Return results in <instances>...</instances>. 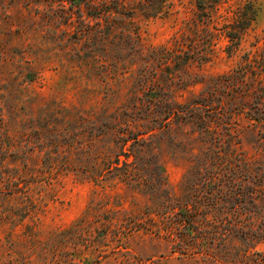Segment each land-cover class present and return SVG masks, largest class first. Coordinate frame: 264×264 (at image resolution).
Wrapping results in <instances>:
<instances>
[{
  "label": "rangeland",
  "instance_id": "374dc122",
  "mask_svg": "<svg viewBox=\"0 0 264 264\" xmlns=\"http://www.w3.org/2000/svg\"><path fill=\"white\" fill-rule=\"evenodd\" d=\"M73 1L0 0V264H214L168 229L223 121L248 149L264 134L243 129L264 107V0H228L207 22L196 0ZM245 5L255 18L235 48ZM175 42L184 55L159 75L195 114L161 122L140 76Z\"/></svg>",
  "mask_w": 264,
  "mask_h": 264
},
{
  "label": "trees",
  "instance_id": "16d2710c",
  "mask_svg": "<svg viewBox=\"0 0 264 264\" xmlns=\"http://www.w3.org/2000/svg\"><path fill=\"white\" fill-rule=\"evenodd\" d=\"M122 1L120 0V4ZM227 1L196 0L195 6L197 12L202 14L200 17L207 22L215 19L222 4ZM129 2L136 4L139 0H129ZM127 4V1H123V5ZM164 6L163 13L169 12V5L165 3ZM239 12L241 14L235 19L238 21L237 26H233V31L227 32L235 48L240 45L242 33L255 18V10L253 11L251 5H245ZM250 12L252 17H244V14ZM202 28L203 31L208 29L206 35L209 34V37L203 35L204 39L200 40L216 44L214 32L212 33L207 26ZM202 28L196 27L193 32L199 34ZM112 33L117 35L119 31L117 32L116 29ZM90 34L88 33V36ZM101 36L104 37L103 34ZM175 39L178 41L177 38ZM180 47L181 45L175 42L173 47L163 48L166 55L161 67L146 66L140 76L142 89L146 95V99L142 100L143 106L152 112H157L155 119L161 122H170L175 117L183 118V116L188 120L194 118L195 113L193 110L190 111V107L179 109L180 104L165 95L166 89L163 88V83H171L170 78L174 77L172 73L168 75L167 81L163 80V83L159 75L160 70L168 71L172 61H180L179 57L184 55L182 51L179 52ZM229 52L232 53L233 48ZM190 59L186 63L190 62ZM251 120H254L253 123L243 127L244 130L248 128L256 130L257 125L264 126V107L260 108L259 114ZM223 122L229 127L226 137L213 134L211 142L209 141L204 148L205 151L199 154V158L198 155L195 158V171L199 173L203 170L202 164L207 171L201 177L205 178L204 183L202 185L196 183L194 194L192 191V208H188L190 201L187 199V203L182 205L180 214L171 220L174 224L168 231L173 233L175 229H179L181 242L187 246L183 247L184 250H188L189 247L194 252L203 250L205 257L211 259L214 264H264V250L257 249L259 244L264 243V134L262 133L254 143L257 150L248 149L241 135V129L234 125V120L231 118ZM134 140L139 142L140 137L135 136ZM166 193L168 199L173 195L171 191Z\"/></svg>",
  "mask_w": 264,
  "mask_h": 264
}]
</instances>
